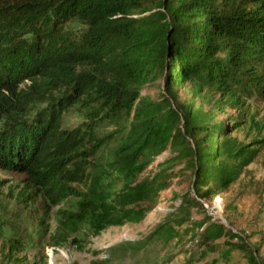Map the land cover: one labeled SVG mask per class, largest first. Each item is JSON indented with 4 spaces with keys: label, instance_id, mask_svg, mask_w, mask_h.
<instances>
[{
    "label": "trees",
    "instance_id": "trees-1",
    "mask_svg": "<svg viewBox=\"0 0 264 264\" xmlns=\"http://www.w3.org/2000/svg\"><path fill=\"white\" fill-rule=\"evenodd\" d=\"M75 22L86 32L64 37ZM1 27L18 61L0 60V170L25 175L26 202L69 200L63 224L100 232L141 223L182 162L195 194L187 212L204 211L264 147V140L232 137L239 124L231 129L208 112L182 110L176 93L192 83L232 109L247 99L264 102V0H0ZM160 79V99L142 95ZM95 97L104 98L105 110L83 129H64V112ZM39 104L47 107L34 113ZM116 111L127 112L128 125L99 139V121ZM169 149L175 157L138 181ZM190 224L191 239L200 237L211 252L223 246L226 261L237 252L264 264L243 232L208 214Z\"/></svg>",
    "mask_w": 264,
    "mask_h": 264
},
{
    "label": "rangeland",
    "instance_id": "rangeland-1",
    "mask_svg": "<svg viewBox=\"0 0 264 264\" xmlns=\"http://www.w3.org/2000/svg\"><path fill=\"white\" fill-rule=\"evenodd\" d=\"M3 30L1 27L0 60L14 67L18 60L12 56V46ZM84 32L85 26L75 22L63 35L69 38ZM163 88L160 79L147 85L142 95L158 100ZM176 93L184 111L191 108L208 112L215 123L231 129L239 124L231 136L240 142L250 144L264 140V102L247 99L242 108L232 109L220 96L192 83L177 88ZM103 100V97H95L70 107L63 114V128H85L94 112L105 110ZM46 107L39 104L33 112ZM128 121L127 112L116 111L102 118L97 137L117 136ZM225 139L219 138V141ZM173 157L170 149L156 157L138 174L137 180L154 175L162 163ZM185 164L175 163L173 171L177 176L173 185L162 192L158 204L144 221L110 226L100 232H95L90 224L76 228L65 219L67 225L63 224L62 212L69 207V200L60 196L52 201L40 198L26 202L20 194L25 175L0 170V264H248L237 252L226 261L223 246L211 252L208 245L199 242L200 237L191 239L193 233L186 232L191 228L190 223L203 220L206 214L233 232L248 235L250 243L258 246L260 255L264 256V147L259 148L256 160L227 191L204 203V211L194 208L187 212L186 202L195 194L191 189L192 172L186 170ZM125 182L129 183L130 178ZM180 221H184L182 226ZM224 242L222 239L217 244L221 246Z\"/></svg>",
    "mask_w": 264,
    "mask_h": 264
}]
</instances>
